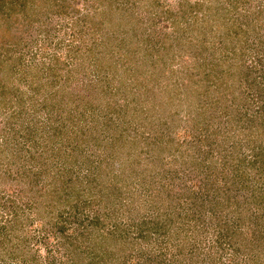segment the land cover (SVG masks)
<instances>
[{"label": "rangeland", "instance_id": "obj_1", "mask_svg": "<svg viewBox=\"0 0 264 264\" xmlns=\"http://www.w3.org/2000/svg\"><path fill=\"white\" fill-rule=\"evenodd\" d=\"M0 264H264V0H0Z\"/></svg>", "mask_w": 264, "mask_h": 264}, {"label": "trees", "instance_id": "obj_2", "mask_svg": "<svg viewBox=\"0 0 264 264\" xmlns=\"http://www.w3.org/2000/svg\"><path fill=\"white\" fill-rule=\"evenodd\" d=\"M260 160V159H259Z\"/></svg>", "mask_w": 264, "mask_h": 264}]
</instances>
